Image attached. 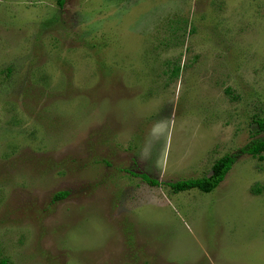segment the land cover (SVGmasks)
I'll use <instances>...</instances> for the list:
<instances>
[{
    "label": "rangeland",
    "instance_id": "1",
    "mask_svg": "<svg viewBox=\"0 0 264 264\" xmlns=\"http://www.w3.org/2000/svg\"><path fill=\"white\" fill-rule=\"evenodd\" d=\"M256 118L264 0H0V260L264 264Z\"/></svg>",
    "mask_w": 264,
    "mask_h": 264
},
{
    "label": "trees",
    "instance_id": "2",
    "mask_svg": "<svg viewBox=\"0 0 264 264\" xmlns=\"http://www.w3.org/2000/svg\"><path fill=\"white\" fill-rule=\"evenodd\" d=\"M57 6H61L64 0H54ZM174 73V72H173ZM172 73V74H173ZM226 92L228 88L225 89ZM264 133V119H255V133ZM239 152H246L251 156H255L258 159H262L263 156L261 152H264V135L257 137L248 144L240 147ZM234 156L232 154H224L217 158L210 166V172L207 176L199 178H185L179 179L174 182L168 183L170 189L173 192L183 191L191 188H196L201 192L211 191L223 178L226 171L229 169L231 163L233 162ZM141 178L151 185L156 184V180L141 174ZM66 191H57L53 194V199H59L65 196ZM0 264H5L3 260H0Z\"/></svg>",
    "mask_w": 264,
    "mask_h": 264
},
{
    "label": "clouds",
    "instance_id": "3",
    "mask_svg": "<svg viewBox=\"0 0 264 264\" xmlns=\"http://www.w3.org/2000/svg\"><path fill=\"white\" fill-rule=\"evenodd\" d=\"M163 123V120L157 121L156 124L153 125V131H155V129L160 127V125H162Z\"/></svg>",
    "mask_w": 264,
    "mask_h": 264
}]
</instances>
